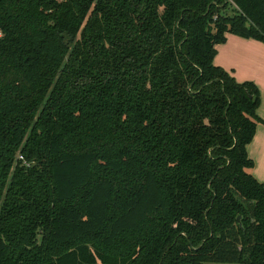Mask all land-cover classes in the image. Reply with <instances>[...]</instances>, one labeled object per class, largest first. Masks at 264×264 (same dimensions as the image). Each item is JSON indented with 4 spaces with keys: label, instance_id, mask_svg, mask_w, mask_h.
Instances as JSON below:
<instances>
[{
    "label": "trees",
    "instance_id": "trees-1",
    "mask_svg": "<svg viewBox=\"0 0 264 264\" xmlns=\"http://www.w3.org/2000/svg\"><path fill=\"white\" fill-rule=\"evenodd\" d=\"M228 32L264 0H0V264H264Z\"/></svg>",
    "mask_w": 264,
    "mask_h": 264
},
{
    "label": "crops",
    "instance_id": "crops-1",
    "mask_svg": "<svg viewBox=\"0 0 264 264\" xmlns=\"http://www.w3.org/2000/svg\"><path fill=\"white\" fill-rule=\"evenodd\" d=\"M216 47L214 60L217 64L230 71L239 81L252 80L259 87L261 102L257 112L261 119L247 150L254 161L249 170L258 180L264 181V41L228 32L227 40Z\"/></svg>",
    "mask_w": 264,
    "mask_h": 264
},
{
    "label": "rangeland",
    "instance_id": "rangeland-1",
    "mask_svg": "<svg viewBox=\"0 0 264 264\" xmlns=\"http://www.w3.org/2000/svg\"><path fill=\"white\" fill-rule=\"evenodd\" d=\"M221 261H208L206 264H220ZM229 263H233V264H239V263H235V262H229ZM245 264H251V263H245Z\"/></svg>",
    "mask_w": 264,
    "mask_h": 264
},
{
    "label": "water",
    "instance_id": "water-1",
    "mask_svg": "<svg viewBox=\"0 0 264 264\" xmlns=\"http://www.w3.org/2000/svg\"><path fill=\"white\" fill-rule=\"evenodd\" d=\"M241 216L238 217V219L240 220Z\"/></svg>",
    "mask_w": 264,
    "mask_h": 264
}]
</instances>
